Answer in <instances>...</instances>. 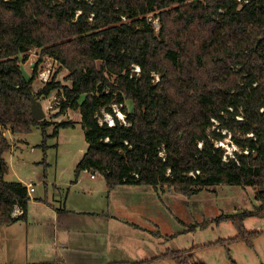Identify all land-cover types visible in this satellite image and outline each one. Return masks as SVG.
Segmentation results:
<instances>
[{"label": "trees", "instance_id": "obj_1", "mask_svg": "<svg viewBox=\"0 0 264 264\" xmlns=\"http://www.w3.org/2000/svg\"><path fill=\"white\" fill-rule=\"evenodd\" d=\"M33 47L41 53L28 75L23 62ZM46 56L69 70L71 84L54 76L34 90ZM55 92L56 116L79 110L85 129L76 178L97 170L109 191L146 185L187 197L221 183L254 186L253 208L219 217L237 229L220 243L254 247L264 231L244 221L264 217V0H0V225L26 220L32 200L27 185L5 178L4 154L13 146L5 132L54 124L57 136L74 126L72 119H33L31 96ZM228 133L241 150L224 158L217 142ZM15 205L23 209L18 217ZM186 252L163 256L206 264L191 263Z\"/></svg>", "mask_w": 264, "mask_h": 264}, {"label": "rangeland", "instance_id": "obj_2", "mask_svg": "<svg viewBox=\"0 0 264 264\" xmlns=\"http://www.w3.org/2000/svg\"><path fill=\"white\" fill-rule=\"evenodd\" d=\"M154 18L151 14L150 20ZM152 22L158 29V21ZM40 53L37 47L29 50L28 58L23 62L26 74L31 75ZM58 68V62L53 57L46 56L32 84L34 90H39L45 84V78L50 80L54 76L59 81L71 84L66 80L69 70ZM135 70L138 71L139 68ZM40 100L50 121L72 119L75 124L60 128L57 136L51 135L54 124L46 127L45 132L41 126H35L28 133H12L9 129L6 130L5 133L13 146L4 154L9 165L5 178L8 181H21L25 185L32 182L36 191L30 194L32 200L26 220H19L11 225H0V264L62 261L58 253H55L58 251L54 249L56 247L53 245L54 237L50 227L45 228L38 223L41 215L47 214V210L42 208L47 204L41 201L54 202L55 198L60 199L61 196L67 195L69 187L61 183L76 179L75 169L87 150L88 143L79 110H69L66 114L56 116L59 111V97L56 92L49 98ZM115 109L118 118L124 119L125 114L121 106L115 105ZM104 114L105 119L110 115L106 112ZM214 124L211 131L218 121ZM225 132L222 131V134ZM225 136L226 138L217 142V145L224 149V158L234 157V150H241V147L234 144L230 133ZM82 174L83 172L80 176ZM125 186L110 195L111 209L115 212L118 205V210L124 207V210L119 212L125 214L126 218L123 220L131 218L134 221L122 224L117 218L110 222V227L109 224H104L105 234L108 236L109 233L111 238L112 258L138 262L137 264H179L175 259L163 255L172 250H187L191 263L232 264L234 260L237 264H264V233L255 240L253 248L242 241L220 243L223 239L236 237L237 229L231 220H221L219 217L221 214L253 208L257 192L254 186L242 187L221 183L203 189L192 197L178 193L172 188L157 190L146 185H140L141 188ZM244 224L248 230L264 231V217L247 218ZM73 228L72 237L76 240L83 238L88 242L86 232L82 234L78 226ZM95 236L96 229L92 228L91 238L95 239ZM78 241L79 244L82 243ZM93 247L99 250L95 243ZM87 256L90 258L94 255L80 252L78 259H85ZM87 263L89 264L88 261ZM95 264H99L98 258Z\"/></svg>", "mask_w": 264, "mask_h": 264}, {"label": "crops", "instance_id": "obj_3", "mask_svg": "<svg viewBox=\"0 0 264 264\" xmlns=\"http://www.w3.org/2000/svg\"><path fill=\"white\" fill-rule=\"evenodd\" d=\"M80 116L81 114H79ZM84 172L86 171H83V174L74 181L71 180L61 183V185L69 187L66 196H61L60 199L55 198L54 202L41 201L47 204L46 207H42L47 210V214L41 215L38 223L42 224L45 228L50 227L54 237L53 245L56 247L54 249L58 251L55 253H58L62 262L66 264H80L79 262L88 264V261L89 264H95L98 258L99 264H108L110 261L119 260L120 258H112L110 254L111 238L109 233L106 236L104 224H109L110 227V222L117 218L121 220L119 222L122 224H126V222L133 223L130 221H134L131 218L126 221L123 220L126 218L125 214L122 215L119 212L123 211L124 207H122V210H118V205L115 212L111 209L110 195L126 186L124 185L109 191L106 179L102 174L98 173L96 177L92 178L91 173L86 172L88 173L86 174ZM29 183L26 185L28 186ZM131 186L138 187V185ZM141 186L139 187L141 188ZM35 191L36 189L33 192ZM36 205L40 204L36 203ZM70 217L78 218L70 219ZM120 217L123 218L121 219ZM74 226H78L82 234L84 232L87 233L89 237L88 242L83 238L76 240L72 237ZM92 228L96 229L95 239L91 238ZM78 240L82 241V243L79 244ZM94 243L99 247V250L93 247ZM80 252L85 255L93 254L94 256L78 259Z\"/></svg>", "mask_w": 264, "mask_h": 264}, {"label": "built area", "instance_id": "obj_4", "mask_svg": "<svg viewBox=\"0 0 264 264\" xmlns=\"http://www.w3.org/2000/svg\"><path fill=\"white\" fill-rule=\"evenodd\" d=\"M43 74V73H42ZM43 78V77H42ZM44 79V78H43ZM51 80V79H50ZM50 80H48V78H45L44 79V81L45 82H48V81H50ZM58 96V95H57ZM59 97V96H58ZM59 104H60V97H59V100H58V106H59ZM116 107H119L118 105H116ZM116 110V109H115ZM106 120L107 121H109V123L112 125V124H114V120H109L108 119V115L106 116ZM84 171H86V172H89V173H91V177L92 178H94V177H96V175L99 173L97 170H84ZM28 190H29V193H31V192H33L34 190H35V188H34V185H33V183L31 182V183H29V185H28ZM23 213V209H22V207H20V206H18V205H15V207H14V210H13V212H12V216L13 217H18L19 215H21Z\"/></svg>", "mask_w": 264, "mask_h": 264}, {"label": "water", "instance_id": "obj_5", "mask_svg": "<svg viewBox=\"0 0 264 264\" xmlns=\"http://www.w3.org/2000/svg\"><path fill=\"white\" fill-rule=\"evenodd\" d=\"M32 101V115L34 120H42L46 118V111L44 109V105L40 100L39 96H31Z\"/></svg>", "mask_w": 264, "mask_h": 264}, {"label": "bare ground", "instance_id": "obj_6", "mask_svg": "<svg viewBox=\"0 0 264 264\" xmlns=\"http://www.w3.org/2000/svg\"><path fill=\"white\" fill-rule=\"evenodd\" d=\"M111 120V119H110Z\"/></svg>", "mask_w": 264, "mask_h": 264}]
</instances>
